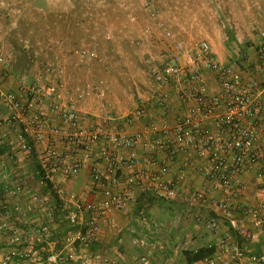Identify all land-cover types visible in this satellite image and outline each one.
I'll return each mask as SVG.
<instances>
[{
	"label": "built area",
	"instance_id": "built-area-1",
	"mask_svg": "<svg viewBox=\"0 0 264 264\" xmlns=\"http://www.w3.org/2000/svg\"><path fill=\"white\" fill-rule=\"evenodd\" d=\"M171 37V32L165 31L157 41ZM107 38L110 39L109 35ZM172 50L166 63L154 66V82L160 89L171 88L179 101L189 103V113L174 126L165 122L152 123L146 131L135 135H129L126 126L148 116L143 106L129 111L123 125L116 124L118 119L111 116L104 103L98 115L81 112L86 98L95 95L100 102L104 101V90L88 87L71 96L60 82L19 87L16 92L4 91L0 86V109H4L19 128L17 141L21 151L31 153L28 139L36 144L47 141L39 155L41 183L55 195L56 208L66 220L79 227L78 232L66 239L65 255L50 260V264L108 263L105 254L92 249L101 241L102 228L109 224L114 213L136 202V186L140 185L142 194L169 195L175 191L186 175L167 180L171 173L168 162L190 149L196 151L203 163L205 184L201 191L190 193L187 200L215 207L244 242L256 239V235L244 227L243 220L230 213L245 188L241 177L264 158V149L258 148L264 135V85L245 82L238 63L224 65L219 62L206 40H195L187 45L174 41ZM81 54L95 56L87 51ZM258 54L256 67L264 68V43ZM4 64L5 57L0 54V75ZM207 74L216 80L214 94L209 92ZM208 121H212L215 132L206 125ZM140 141L148 151L164 155L165 161L158 165L156 172L134 171L141 162L137 152ZM88 163H91L92 186L99 196L95 202L66 192L56 181L57 174L78 176ZM192 164L187 158L186 165ZM125 169L132 172L123 176ZM258 179L264 185V168L258 173ZM217 193L223 194L222 199L214 198ZM244 212L252 216L259 227H264L260 218L264 202L257 209L249 208ZM221 222L211 218L205 226L217 230ZM42 232L47 234L48 228L44 227ZM9 245L11 250L2 264H9L21 255L19 248L23 245V236L13 234ZM244 257H248L251 264H264V253L255 254L247 244L237 241L219 247L201 264H239Z\"/></svg>",
	"mask_w": 264,
	"mask_h": 264
},
{
	"label": "crops",
	"instance_id": "crops-1",
	"mask_svg": "<svg viewBox=\"0 0 264 264\" xmlns=\"http://www.w3.org/2000/svg\"><path fill=\"white\" fill-rule=\"evenodd\" d=\"M10 2L12 7L25 3V6L18 7L16 12L13 11L15 14L21 15V12L26 11L27 8H34L44 14L58 16L59 34L62 35L63 40L73 39L71 33L77 38L91 40L94 36L93 31L104 27L112 41H119L123 46L132 43L138 50L153 55L160 65L166 63L167 58L173 54L172 44L177 37L183 39L201 37L211 44L219 62L224 65L239 64L245 82L253 81L264 85V68L256 67L258 52L261 44L264 43V38L248 32L247 35L236 37L239 45L232 49L228 37L224 35L220 26L230 14L234 16L233 12H226L229 8L261 9V14L258 11L256 14L258 13L260 19L264 20V0H114L113 2L112 0L109 2L106 0H0V9H6ZM170 7L211 9V17L218 25L211 27L216 29L217 33L210 31V27L199 31L192 23L185 27L183 24L180 26L174 21L175 16L152 12L154 8ZM112 12L116 16L115 19L111 15ZM243 19L247 25L253 23L248 15ZM163 24L168 27L161 29L160 26ZM180 30H183V33ZM165 31H170L172 37L158 42L157 38L162 37ZM232 38L234 40V37ZM11 79L12 77H8L5 71L2 72L0 75L2 90L12 92L18 90L19 87H16ZM207 79L209 92L214 94L217 92L216 80L208 74ZM94 97L83 100L81 104L83 114L98 115L99 110L94 108L93 104L96 98ZM136 104L135 107H145L148 116L131 126H126L129 135L146 131L152 123L165 122L174 126L188 115L191 107L189 103L179 101L176 92L171 88L160 89L155 82L152 93L143 96ZM109 112L112 117L118 119L117 122H124L126 113L118 115L111 110ZM206 125L216 131L212 121H208ZM19 133V128L11 122L7 112L0 109V141H2L0 144V264L11 250L9 240L15 233L23 236V245L19 248L21 255L11 260L9 264H50V260L60 259L65 255L66 239L78 232L79 227L72 226L66 220L65 215L56 208L55 195L49 187L41 183L39 155L46 147L47 141L36 144L28 139L32 151L26 153L18 146ZM259 147L264 149V135L258 143ZM137 152L141 162L134 168L135 172H156L158 165L165 161L162 153L148 151L142 141L137 143ZM187 158L193 162L191 166L186 165ZM168 164L171 173L166 179L171 180L180 174H185L184 181L169 195L150 194L153 200H145L142 218L138 217L137 207L143 194L140 185L134 188L136 202L110 217L109 224L102 228L100 243L92 248L108 257L109 262L106 264H187L185 252H196L209 247L216 250L234 241L241 245L247 244L255 254L264 253V227H259L256 220L244 212L249 208L257 209L264 202V185L258 179V173L264 168V158L241 177L245 188L230 213L232 217L241 218L244 227L256 235V239L252 242H244L240 239L215 207L202 206L187 200L190 193L201 191L205 184L203 163L196 151L190 149L187 152H180ZM90 166L91 163H88L76 177L57 174L56 181L66 192L75 193L87 202L98 201V192L92 186ZM131 172L125 169L123 176H128ZM222 197V193L214 195L216 200ZM211 218L222 221L219 229L212 230L205 226L206 221ZM260 218L264 221V212L261 213ZM44 227L48 228L47 234L42 232ZM78 253L81 254L82 250ZM239 264H251V262L248 257H244Z\"/></svg>",
	"mask_w": 264,
	"mask_h": 264
},
{
	"label": "rangeland",
	"instance_id": "rangeland-1",
	"mask_svg": "<svg viewBox=\"0 0 264 264\" xmlns=\"http://www.w3.org/2000/svg\"><path fill=\"white\" fill-rule=\"evenodd\" d=\"M11 3L6 9H0V51L5 57L3 71L12 77L10 81L16 87L60 82L71 96L88 87L104 90V101L100 102L94 97V108L99 110L104 103L108 111L118 115L128 114L139 99L152 93L153 69L155 65H160L153 55L138 50L132 43L123 46L119 41L108 39L109 32L104 27L94 30L91 40L77 38L74 33H71L73 39L63 40L59 34L58 16L44 14L34 8H27L21 15L15 14L16 9L25 6V3L14 7ZM153 10L158 15L175 16L174 21L180 26L192 23L199 31L210 27V31L217 33L211 27L218 26L211 17V9L170 7ZM257 11L261 14V9L252 7L226 9L227 13L233 12L234 16L230 14L220 26L232 49L239 45L236 37L247 35L248 32L264 38V20L256 14ZM111 15L115 19L113 12ZM247 15L252 18V24L244 23L243 18ZM160 27L163 29L168 26L163 24ZM180 31L183 33V30ZM202 39L177 37L176 41L187 45ZM110 42L112 44L107 45ZM82 51L93 52L95 56H83Z\"/></svg>",
	"mask_w": 264,
	"mask_h": 264
},
{
	"label": "trees",
	"instance_id": "trees-1",
	"mask_svg": "<svg viewBox=\"0 0 264 264\" xmlns=\"http://www.w3.org/2000/svg\"><path fill=\"white\" fill-rule=\"evenodd\" d=\"M154 11V10H153ZM170 32V31H169ZM108 44H112L111 42L110 43H107ZM159 106V104H157ZM119 125H123V123L121 122H117ZM151 193H146V194H143L142 198L139 200V206L137 207V213H138V217H141L143 215H140V213L142 211H144V205L146 204L145 203V200L146 199H152L150 195ZM153 200V199H152ZM143 207V208H142ZM214 251L215 249L213 247H209V248H204V249H199L198 251L196 252H185L184 253V256L186 258V263L187 264H195L197 262H201L202 260H204L205 258H208L210 257L211 255L214 254Z\"/></svg>",
	"mask_w": 264,
	"mask_h": 264
}]
</instances>
